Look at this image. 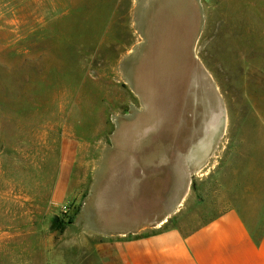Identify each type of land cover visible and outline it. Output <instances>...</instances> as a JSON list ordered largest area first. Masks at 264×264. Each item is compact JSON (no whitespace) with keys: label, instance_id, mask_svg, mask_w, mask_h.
<instances>
[{"label":"rangeland","instance_id":"obj_1","mask_svg":"<svg viewBox=\"0 0 264 264\" xmlns=\"http://www.w3.org/2000/svg\"><path fill=\"white\" fill-rule=\"evenodd\" d=\"M230 209L263 231L264 0H0V264Z\"/></svg>","mask_w":264,"mask_h":264},{"label":"crops","instance_id":"obj_2","mask_svg":"<svg viewBox=\"0 0 264 264\" xmlns=\"http://www.w3.org/2000/svg\"><path fill=\"white\" fill-rule=\"evenodd\" d=\"M105 234L115 241L97 247L100 264H264V230L256 235L235 209L187 235L170 230L128 239L138 234L132 228Z\"/></svg>","mask_w":264,"mask_h":264},{"label":"water","instance_id":"obj_3","mask_svg":"<svg viewBox=\"0 0 264 264\" xmlns=\"http://www.w3.org/2000/svg\"><path fill=\"white\" fill-rule=\"evenodd\" d=\"M214 128V125H212V124H210V129L212 130ZM59 221V219L57 218L56 220H55V222L57 223Z\"/></svg>","mask_w":264,"mask_h":264},{"label":"bare ground","instance_id":"obj_4","mask_svg":"<svg viewBox=\"0 0 264 264\" xmlns=\"http://www.w3.org/2000/svg\"><path fill=\"white\" fill-rule=\"evenodd\" d=\"M165 220V219H164ZM166 221V220H165ZM165 221L164 222H162L161 224H160V226L163 224V223H165Z\"/></svg>","mask_w":264,"mask_h":264},{"label":"trees","instance_id":"obj_5","mask_svg":"<svg viewBox=\"0 0 264 264\" xmlns=\"http://www.w3.org/2000/svg\"><path fill=\"white\" fill-rule=\"evenodd\" d=\"M263 230H264V229H263ZM262 233H263V231L261 232V234H262ZM261 234H260V235H261Z\"/></svg>","mask_w":264,"mask_h":264}]
</instances>
